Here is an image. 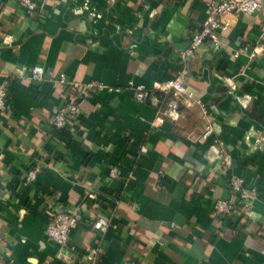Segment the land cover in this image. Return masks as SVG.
Here are the masks:
<instances>
[{
    "label": "crops",
    "instance_id": "crops-1",
    "mask_svg": "<svg viewBox=\"0 0 264 264\" xmlns=\"http://www.w3.org/2000/svg\"><path fill=\"white\" fill-rule=\"evenodd\" d=\"M209 1L38 0L28 15L0 0V84L11 82L0 110V264H264V9L227 16L218 41L183 61ZM36 64L119 89L81 95L77 122L58 130L54 107L79 91L48 73L33 80ZM183 70L192 96L176 121L127 86ZM210 120L231 166L202 136ZM40 154L51 165L27 184ZM231 176L257 194L248 214L224 218L214 204L237 202ZM53 204L79 217L67 247L46 235ZM100 215L103 234L92 228Z\"/></svg>",
    "mask_w": 264,
    "mask_h": 264
},
{
    "label": "built area",
    "instance_id": "built-area-1",
    "mask_svg": "<svg viewBox=\"0 0 264 264\" xmlns=\"http://www.w3.org/2000/svg\"><path fill=\"white\" fill-rule=\"evenodd\" d=\"M17 1L28 15L33 14L39 7L38 0ZM208 8V14L203 24L194 26L189 46L186 49H181L179 51L183 61H186L188 57L193 55L205 41L212 40L215 43L218 41L219 32L228 29L230 26L227 16L250 15L261 11L264 9V0H219L217 2L212 0L208 2ZM244 50L249 52L251 56H255L259 51L257 47L250 49L248 46H245ZM47 73L50 74L51 78L55 81L60 83L69 82L72 91H79V96L76 94L70 99L63 97L59 104L54 107L51 121L54 128L58 130L66 127L68 124L74 125L75 122H77V115L80 111L79 98L81 95H86L93 89L110 91L119 89V87H113L107 85L103 81L95 79L83 83L69 80L64 72L53 74L50 71H47V69L41 64H36L31 68L30 77L35 81L42 82ZM185 76L186 70H183L158 86L147 87L131 80L127 83V86L132 89L135 99L151 103L155 106L157 118L176 121L181 115L184 99L188 96H192V93L186 84ZM10 85L11 82L8 78L0 84V110L7 106L6 102L10 91ZM202 136L206 139L213 140V142L218 145L223 163L226 166H231V156L226 149L224 142L216 137V130L212 120L208 121ZM142 151L146 152L147 147L143 146ZM50 165L51 161L48 159L47 155L40 154L34 157L31 167L25 177V183H33L38 174ZM110 174L113 177H117L119 174L118 168L114 166L111 169ZM229 184L237 195V202L218 199L214 204V209L224 218H234L237 215L241 216L244 213L248 214L252 198L255 197L257 191H249L246 188L244 178L239 176H231ZM236 203L241 205V209L235 208ZM49 212L51 216L46 227L47 237L62 247L69 246L72 231L79 223L78 215L75 211H61L55 204L50 205ZM109 226L110 219L104 215L98 216L92 223V228L100 234L105 233L109 229ZM98 255V247L91 249L88 254L93 263L97 262Z\"/></svg>",
    "mask_w": 264,
    "mask_h": 264
}]
</instances>
